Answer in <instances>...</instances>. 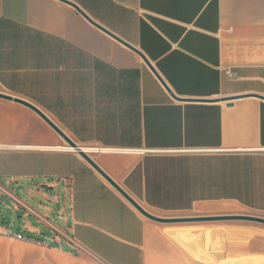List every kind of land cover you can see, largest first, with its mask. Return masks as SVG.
Masks as SVG:
<instances>
[{
    "label": "crops",
    "instance_id": "obj_1",
    "mask_svg": "<svg viewBox=\"0 0 264 264\" xmlns=\"http://www.w3.org/2000/svg\"><path fill=\"white\" fill-rule=\"evenodd\" d=\"M74 1L138 47L171 91L62 0H0V90L32 100L78 145L101 147L90 152L151 211L229 203L264 213V0ZM1 145L9 189L29 182L60 202L63 186L62 227L77 252L106 264H195L165 236L154 245L152 219L31 108L0 98Z\"/></svg>",
    "mask_w": 264,
    "mask_h": 264
},
{
    "label": "rangeland",
    "instance_id": "obj_2",
    "mask_svg": "<svg viewBox=\"0 0 264 264\" xmlns=\"http://www.w3.org/2000/svg\"><path fill=\"white\" fill-rule=\"evenodd\" d=\"M12 187L14 188L10 190L14 194L38 211L49 215L54 222L66 227L64 219L59 216L62 209L64 213L66 206L63 186L59 188L60 202L47 198L40 191L35 190L38 186H33L29 182L15 184ZM56 192V188L48 190L50 195ZM153 212L166 216H204L226 213H251L264 216L262 212L229 203L207 204L189 211ZM0 217V264H106L88 252H77L72 249L66 239L55 241L53 236L56 235V231L53 228L41 222L24 207H20L13 197L2 192H0ZM150 221L153 226L149 228L148 237L153 244L162 245L159 237L165 236L175 248L182 251L186 261L191 263L196 264V260L206 264H264V223L242 219ZM27 223L39 226L42 233L31 234L38 238L47 237L51 244L17 239L10 232L11 227L20 230ZM193 233L195 236L192 235ZM228 248L234 249L235 253L227 254Z\"/></svg>",
    "mask_w": 264,
    "mask_h": 264
},
{
    "label": "water",
    "instance_id": "obj_3",
    "mask_svg": "<svg viewBox=\"0 0 264 264\" xmlns=\"http://www.w3.org/2000/svg\"><path fill=\"white\" fill-rule=\"evenodd\" d=\"M73 7H75L81 14H83L92 24L96 25L103 31L107 32L117 40L126 44L136 52H138L145 61L150 65V67L156 72V74L161 78L151 61L148 57L135 45L118 35L116 32L99 22L97 19L93 18L79 3L74 0H62ZM162 79V78H161ZM163 80V79H162ZM166 87L171 91L168 85L163 80ZM172 94L175 97V93L172 91ZM258 96L264 97V95L257 94ZM240 95H235L237 97ZM0 98L12 100L15 102H19L21 104L26 105L27 107L34 110L38 113L51 127H53L72 147L74 150L78 151V153L86 159L111 185H113L142 215L145 217L158 221V222H175V221H198V220H223V219H242L264 223V216L258 214L251 213H226V214H216V215H204V216H166L162 214H157L150 209H148L145 205H143L132 193H130L118 180H116L95 158V154L89 152L85 146L78 145L75 141L63 130L61 129L55 120L48 115L46 112L42 110L40 106L34 103L30 99H26L23 97L15 96L6 91L0 90ZM179 98V97H178ZM101 147H97V151H100ZM52 188V187H51Z\"/></svg>",
    "mask_w": 264,
    "mask_h": 264
},
{
    "label": "built area",
    "instance_id": "obj_4",
    "mask_svg": "<svg viewBox=\"0 0 264 264\" xmlns=\"http://www.w3.org/2000/svg\"><path fill=\"white\" fill-rule=\"evenodd\" d=\"M228 74L232 75L230 71H228ZM0 147H3L1 145ZM67 181V179L65 178ZM0 192L6 193L7 195L11 196L14 198V200L17 202V204L20 207H24V209L28 210L30 213L34 214L37 216L40 221H43L46 225L49 227L53 228L54 231H56V235L53 236L55 241H60L61 239H66L68 245L74 249V250H81L83 249V245L70 233V230L68 228H63L60 224L57 222H54V220H51L48 218V216H44L38 211H36L31 205H29L26 201L22 200L20 197H18L16 194H14L5 184L2 183L0 180ZM59 216L65 220V214L63 213V209L60 211ZM1 219V217H0ZM29 231L27 229V226H22L20 230L13 229L12 227L10 228V232L15 235L17 239H27L30 241H37L41 244H51L49 242V238H38L31 234L32 232H27Z\"/></svg>",
    "mask_w": 264,
    "mask_h": 264
},
{
    "label": "bare ground",
    "instance_id": "obj_5",
    "mask_svg": "<svg viewBox=\"0 0 264 264\" xmlns=\"http://www.w3.org/2000/svg\"><path fill=\"white\" fill-rule=\"evenodd\" d=\"M63 147H65V148H68V149H73L74 150V147H72L71 145H65V146H63ZM89 152L91 151V150H94V149H96L97 147H85ZM105 147H102V149H104Z\"/></svg>",
    "mask_w": 264,
    "mask_h": 264
}]
</instances>
